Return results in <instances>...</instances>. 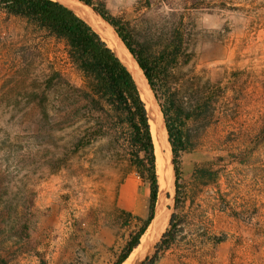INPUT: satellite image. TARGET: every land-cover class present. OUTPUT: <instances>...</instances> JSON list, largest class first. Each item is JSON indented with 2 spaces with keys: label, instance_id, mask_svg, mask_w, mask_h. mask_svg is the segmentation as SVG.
Segmentation results:
<instances>
[{
  "label": "rangeland",
  "instance_id": "obj_1",
  "mask_svg": "<svg viewBox=\"0 0 264 264\" xmlns=\"http://www.w3.org/2000/svg\"><path fill=\"white\" fill-rule=\"evenodd\" d=\"M95 1L152 50L182 19L192 48L190 62L176 70L186 110L200 97L195 82L202 97L213 94L207 115L186 121L194 142L180 155L186 205L172 247L156 264H264V0H200L193 9L180 0L149 7L145 0ZM26 34L24 24L0 13V254L9 264H113L130 231L120 212L146 215L148 183L107 150L106 139L64 151L84 125L60 128L59 90L50 94L51 124L25 97L33 80L40 91L52 62L64 63L63 46ZM152 102L159 107L153 94ZM197 164L216 170L215 181L193 182ZM173 196L174 173L168 219Z\"/></svg>",
  "mask_w": 264,
  "mask_h": 264
},
{
  "label": "trees",
  "instance_id": "obj_2",
  "mask_svg": "<svg viewBox=\"0 0 264 264\" xmlns=\"http://www.w3.org/2000/svg\"><path fill=\"white\" fill-rule=\"evenodd\" d=\"M78 1L92 7L117 33L141 68L163 117L172 153L173 211L151 253L140 263L156 264L172 247L180 223L179 210L186 205V196L180 183V155L194 146L186 130V121L193 113L194 117L195 113L205 117L211 106L213 94L209 93L202 97V87L195 82L193 85L200 97L192 112L186 110L188 101L181 91L180 82L176 79V70L190 62L192 48L190 34L185 30L182 19L172 25L167 39L152 50L144 42L132 38L129 24L121 17L113 15L104 1ZM180 1L190 9L201 7L202 4L200 0ZM159 3L170 5L164 1ZM145 4L149 7L151 0H145ZM0 13L24 24L27 36L31 38L33 35L41 36L63 46L64 63L56 66L52 62L46 68L40 91L36 80H33L25 97L29 103L39 104L42 118L51 124L53 116L50 111V94L54 89L59 90L57 111L60 128L65 130L75 122H82L84 125L81 134L70 146L66 142L64 151L75 153L81 148L91 146L99 139H106L107 150L125 160L127 167L148 183L146 215H133L125 210L120 212L122 224L130 228L128 238L113 262L122 264L140 244L142 235L150 225L155 215L159 191L155 145L149 115L137 83L99 33L65 4L57 0H0ZM29 37L27 41L30 42ZM33 49L36 51L39 48L35 45ZM21 51L23 53V50ZM47 52L49 51L46 50ZM22 57L25 58L26 55L22 54ZM72 74L77 75L78 83L72 79ZM216 177V170H211L205 164L195 165L192 171V180L198 184L214 182ZM0 264H9L1 254Z\"/></svg>",
  "mask_w": 264,
  "mask_h": 264
},
{
  "label": "bare ground",
  "instance_id": "obj_3",
  "mask_svg": "<svg viewBox=\"0 0 264 264\" xmlns=\"http://www.w3.org/2000/svg\"><path fill=\"white\" fill-rule=\"evenodd\" d=\"M71 8L76 14L88 22L111 47L115 54L125 64L137 83L146 107L154 110L155 115L150 112L151 132L155 145L156 165L158 174L159 191L155 206L156 216L148 226L146 232L140 239V244L130 253L129 257L123 262L125 264H138L153 247L156 240L161 235L168 220V199L165 198L166 192L171 191L173 184V170L171 161V147L167 139L166 129L159 107H154L152 93L144 78L142 71L138 67L133 55L124 45L114 29L90 6L78 0H58ZM170 204V203H169Z\"/></svg>",
  "mask_w": 264,
  "mask_h": 264
},
{
  "label": "water",
  "instance_id": "obj_4",
  "mask_svg": "<svg viewBox=\"0 0 264 264\" xmlns=\"http://www.w3.org/2000/svg\"><path fill=\"white\" fill-rule=\"evenodd\" d=\"M85 4V3H84ZM86 5V4H85ZM88 6V5H87ZM92 27V26H91ZM136 61V60H135ZM137 63V62H136ZM138 65V64H137ZM139 67V66H138ZM140 68V67H139ZM140 70H141V68H140ZM142 71V70H141ZM142 74H143V72H142ZM143 76H144V74H143ZM144 78H145V76H144ZM146 79V78H145ZM174 173V172H173ZM154 217H155V215H154ZM154 217H153V219H154ZM152 219V220H153ZM152 222V221H151ZM148 229V228H147Z\"/></svg>",
  "mask_w": 264,
  "mask_h": 264
},
{
  "label": "crops",
  "instance_id": "obj_5",
  "mask_svg": "<svg viewBox=\"0 0 264 264\" xmlns=\"http://www.w3.org/2000/svg\"><path fill=\"white\" fill-rule=\"evenodd\" d=\"M58 1V0H57ZM60 2V1H59Z\"/></svg>",
  "mask_w": 264,
  "mask_h": 264
}]
</instances>
